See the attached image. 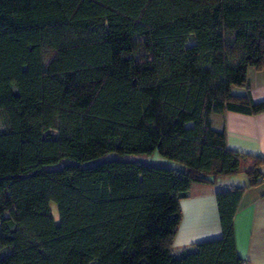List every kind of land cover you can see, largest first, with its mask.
I'll list each match as a JSON object with an SVG mask.
<instances>
[{
	"label": "trees",
	"instance_id": "trees-1",
	"mask_svg": "<svg viewBox=\"0 0 264 264\" xmlns=\"http://www.w3.org/2000/svg\"><path fill=\"white\" fill-rule=\"evenodd\" d=\"M248 67L264 0H0V264H248L244 187L216 194L220 237L171 251L191 183L244 158L211 114L264 112Z\"/></svg>",
	"mask_w": 264,
	"mask_h": 264
},
{
	"label": "crops",
	"instance_id": "crops-1",
	"mask_svg": "<svg viewBox=\"0 0 264 264\" xmlns=\"http://www.w3.org/2000/svg\"><path fill=\"white\" fill-rule=\"evenodd\" d=\"M247 86L253 101L264 100V69L247 68ZM234 95H244L245 87L232 86ZM211 126L224 130L228 149L244 155L239 170L218 175L213 182L191 183L188 195L179 201L180 219L171 248L173 255L196 243L221 236L216 194L231 186L244 187L233 216L236 254L248 264H264V165L261 181L247 185L246 156L264 158V112L247 114L225 111L211 114Z\"/></svg>",
	"mask_w": 264,
	"mask_h": 264
},
{
	"label": "rangeland",
	"instance_id": "rangeland-1",
	"mask_svg": "<svg viewBox=\"0 0 264 264\" xmlns=\"http://www.w3.org/2000/svg\"><path fill=\"white\" fill-rule=\"evenodd\" d=\"M141 158L154 162V161L160 160L161 157L157 152H155L152 155H149V156L144 155ZM246 160L251 162V164L255 162L253 158H246ZM50 208L52 211L53 218L57 222L58 221V214H57L56 205L54 202H50Z\"/></svg>",
	"mask_w": 264,
	"mask_h": 264
}]
</instances>
